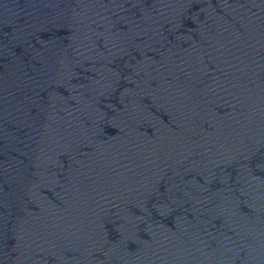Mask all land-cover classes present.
Instances as JSON below:
<instances>
[{"label":"water","instance_id":"obj_1","mask_svg":"<svg viewBox=\"0 0 264 264\" xmlns=\"http://www.w3.org/2000/svg\"><path fill=\"white\" fill-rule=\"evenodd\" d=\"M0 264H264V0H0Z\"/></svg>","mask_w":264,"mask_h":264}]
</instances>
